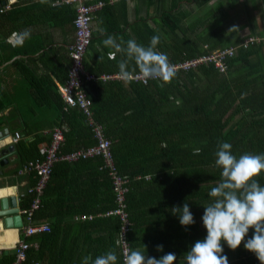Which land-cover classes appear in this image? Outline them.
Masks as SVG:
<instances>
[{"label": "trees", "instance_id": "16d2710c", "mask_svg": "<svg viewBox=\"0 0 264 264\" xmlns=\"http://www.w3.org/2000/svg\"><path fill=\"white\" fill-rule=\"evenodd\" d=\"M5 1L11 8L0 12V65L16 55H29L46 47L43 40L35 43L33 37L22 47H14L7 42L14 33L27 29L33 35L36 26L41 24L74 32L75 8L70 4H51L49 0L43 3L41 0ZM102 1L104 6L92 19L97 28L92 31L83 59L85 69L98 78L86 82L84 91L91 99L92 118L102 125L105 136L111 140L118 172L128 178L125 201L132 222L129 245L131 249L141 251L143 234L146 238L149 234L146 243L150 248L154 249L156 244L164 246L163 252L154 250L155 258L173 252L177 255L174 264H186L185 253L196 240L207 235L201 219L204 206L212 202L208 193L222 179L221 169L215 164L218 143H230L237 157L244 153H264V42L243 46L248 35L264 36V29L257 26L252 14L258 0L243 2L244 24L242 28L229 30L228 36L223 25L215 22L222 16H229L225 9L209 10L191 18V12L180 7V3L197 0H131L132 19L128 17L129 1ZM2 2L0 0V6L4 5ZM238 2L230 0L229 6L234 7ZM208 14L212 19L206 17ZM245 26L249 27V34L240 36L238 32ZM231 33L238 35L231 36ZM108 35L116 38L118 43L121 39L125 42L135 39L145 46L149 45L152 36L158 35L157 50L165 53L171 64L230 46L235 48L236 54L228 60L224 72L213 64H201L188 71L177 70L171 83L153 79L146 84L135 80L131 83L119 79L102 80L99 78L102 74L118 73V62L124 58L115 49L104 46L103 40ZM110 54L115 59L110 58ZM22 58L0 68V75L3 71L10 75L14 69L36 105L54 104L58 115L51 123L53 127H61L64 135L59 153H70L95 144L83 112L78 108L65 110L55 82L47 76L38 77ZM69 65L70 62L59 80L61 83L67 78ZM2 81L0 76V113L14 104L12 94L1 86ZM29 111L33 116V108ZM12 113L21 115L22 112L14 107L7 113L13 132L22 133L21 139L14 144L18 173L29 161L42 157L41 148L49 143L51 134L38 131L26 120L23 124H12ZM196 148L200 149L198 155L193 154ZM62 165L73 166L74 170L85 168L88 174L84 180H79V186L71 187L66 178L54 180L55 170ZM102 165L100 156L60 160L53 165L40 206L32 212L31 218L32 223H49L50 230L27 237L20 234L29 243L26 264H70L64 261L67 258L64 246L70 247L71 251L75 245L74 241H66L69 225L82 235L78 245L82 258L78 264H82L85 256L94 259L108 251H114L117 264L121 263V250L117 244L120 221L118 217L106 214L117 206L116 195L108 169ZM28 175L32 188L37 178L33 172ZM77 179L71 181L76 184ZM258 179L264 185V172ZM67 191L86 198L85 205L76 207L74 213L87 214V218L92 214L91 220L86 218L68 224L60 219L62 198ZM34 196L27 190L20 198L21 209L29 208ZM147 197L151 198L149 210L139 203ZM184 203L189 204L195 219V224L187 228L171 212L174 206L182 207ZM24 224L26 226L27 222ZM253 231L249 230L246 239L251 238ZM223 246L229 264H261L253 252L243 247V242L236 250L229 249L226 243ZM150 253L145 255L152 257ZM14 258L11 250L3 249L0 264H12Z\"/></svg>", "mask_w": 264, "mask_h": 264}, {"label": "clouds", "instance_id": "9594fccd", "mask_svg": "<svg viewBox=\"0 0 264 264\" xmlns=\"http://www.w3.org/2000/svg\"><path fill=\"white\" fill-rule=\"evenodd\" d=\"M43 3L44 0H41ZM31 38L29 30L14 33L11 43L22 47ZM160 37L154 35L148 46L138 44L135 39L118 43L116 38L108 35L103 40L105 47L115 49L123 55L118 62V77L125 83L135 81L147 82L150 79L171 83L176 76V68L169 62L167 55L157 50ZM110 58L115 59V56ZM138 69V71H137ZM200 149L193 151L198 155ZM215 164L221 169V181L211 188L208 195L212 202L204 206L203 226L207 235L198 239L185 253L186 264H229L224 255V243L231 250L241 246L253 252L264 264V185L259 182L264 172V153H244L237 157L232 152V145L220 142L215 152ZM173 215L179 218L182 226L195 224L193 213L188 203L174 206ZM253 229L251 238L246 236ZM145 246V245H144ZM163 245H156L158 252H163ZM146 248V246H145ZM118 257L114 251L105 252L94 259L85 256L82 264H117ZM177 255L168 252L159 259L144 252L129 248L124 253L123 264H174Z\"/></svg>", "mask_w": 264, "mask_h": 264}, {"label": "crops", "instance_id": "0c3cea01", "mask_svg": "<svg viewBox=\"0 0 264 264\" xmlns=\"http://www.w3.org/2000/svg\"><path fill=\"white\" fill-rule=\"evenodd\" d=\"M51 4H58L63 3V0H49ZM99 1V0H98ZM116 1V0H115ZM128 3V17L129 19L133 18V3H131V0ZM249 0H239L238 8L239 10H236L235 16L230 14V9H234V7H230L229 3L230 0H208L203 2V0H197L192 1L190 3H180V7L184 8L188 12H191V18H195L198 15H202L205 12H209V10H215L219 11L221 9H225L229 16H222L217 21H215L218 25L222 24L223 29L227 31L225 33L226 36L229 35V30H234L236 28H242V25L244 24L246 14H245V3ZM3 2H6L3 0ZM94 3V2H91ZM90 3V4H91ZM3 4V3H2ZM6 4V3H4ZM228 4V5H227ZM236 4V5H237ZM74 8V4H70ZM101 9V8H100ZM98 11V10H97ZM95 11V13L97 12ZM258 13L254 12L252 13L253 16L256 19L257 26L259 28L264 27V2L261 0L256 1V10ZM94 13V16H95ZM205 17V16H203ZM210 19H212L209 14L208 16ZM208 20V19H207ZM209 21V20H208ZM258 21V22H257ZM53 26L48 24H41L39 26H36L34 29L35 32L31 37L35 38V43L40 42V40H43L46 43V47H44L41 50H37L34 53H31L29 55H16L8 62L1 64L0 68H3L7 63L12 62L14 59H23V63H25L28 68L33 70L35 74L39 76H47L51 78L55 84L58 85L61 84L59 81L62 75H64V72H66L68 68V63L70 62L68 53V46L73 42L74 40V32L72 29H69L70 32L67 31L68 28L60 29L59 26H56L52 28ZM97 28L95 22H92V31ZM247 27H243V30ZM75 31V28H74ZM231 36H236L238 33H231ZM41 37V38H40ZM13 39L12 36H10L7 39V42L11 43V40ZM34 43V44H35ZM13 46V45H12ZM111 56V54H110ZM68 72V71H67ZM3 79L1 82V86L3 88H6L11 94L14 104H12L11 107H8L3 113H0V131L4 130L5 128H8L10 131V137L14 135L16 131L13 132L11 128V123H9V118L7 117L8 110L10 108H18L21 110V115H18L17 113H12V124H23L24 120L28 122L30 125H35L36 129L38 131H42L44 134H51L53 130L52 121L57 117L58 111L56 107L49 104L44 105H36L33 100H24L23 99V91L24 88H21L20 85H23L22 80L18 73L12 69V73L9 75L8 71H3L0 75ZM10 76V77H9ZM27 89V88H26ZM25 92V91H24ZM29 95V93H28ZM30 97V95H29ZM31 98V97H30ZM29 108H33L34 115L32 116L31 111H29ZM72 109V108H70ZM43 125V126H41ZM51 126V127H50ZM41 128H43L41 130ZM21 134L20 131H18ZM1 135V133H0ZM20 137V139H21ZM2 138V136H1ZM10 139L7 138L5 141H7L8 144H15L11 143L9 141ZM7 146V145H6ZM4 146V147H6ZM45 146V144L43 145ZM42 146V147H43ZM18 157L15 152V146L13 150H9L7 154L1 157L2 164L0 166V198H8L9 196L15 195L17 197V203L20 210V198L21 196L29 190L30 180L31 176L28 175L27 172H21V170L16 173V167L18 166ZM88 174V171L85 170V168L77 167L76 170L73 169V166H59L55 170V176L54 180H65L67 179L66 183H71V187L79 186V180H84L85 175ZM79 178L76 180V184L74 181H71L72 179ZM98 180V179H97ZM95 184V180H94ZM95 186V185H94ZM67 188L68 185H67ZM150 197L144 198V200H139L140 204L143 206V209L149 210L150 209ZM156 199V198H155ZM142 201V202H141ZM62 213H60L61 216L60 219L62 221L68 222L70 224L71 222H77L78 220H86L81 218V215L79 213H74L76 210V207H81V205H85L86 198L79 194H68V191L66 192V196L62 198ZM88 203V202H87ZM89 207V206H87ZM20 215V221L21 226L16 227L15 225L11 226L12 222L10 220V225H5L4 223V217L0 218V248L6 249V250H13V247L15 246L17 240L20 238V234L23 231L24 223H25V217L24 215L19 212ZM87 215V214H84ZM93 217L92 214H88V220H91ZM67 224V225H68ZM74 228L69 225L67 228V231L70 232L69 235H67L68 238H66V241H74L73 249L70 251V247L64 246V249H66V256L64 261L70 264H78V262L82 258V250L80 249V243L82 242V235L78 232V229L73 230ZM149 234H147V238L145 233L143 234L142 241L140 242V249L144 253H150L152 257H154L156 250V245L153 248H150L148 246ZM147 242V243H146ZM79 245V246H78ZM146 248H145V246ZM41 264V262H40ZM49 264V263H47Z\"/></svg>", "mask_w": 264, "mask_h": 264}, {"label": "built area", "instance_id": "2783aa9c", "mask_svg": "<svg viewBox=\"0 0 264 264\" xmlns=\"http://www.w3.org/2000/svg\"><path fill=\"white\" fill-rule=\"evenodd\" d=\"M114 2L115 0H109ZM66 4H74L75 17L74 24V40L68 46V55L70 58V65L66 80L58 85L59 92L65 104V110L70 108H78L87 117L88 123L91 126L93 136L96 143L70 153L60 154L59 149L64 140L63 129L55 126L51 132L49 143L41 148L42 157L29 161L23 166L21 172H33L37 178L34 186L29 188V192L34 193V199L29 208L20 210L27 222L23 228L24 237L31 236L35 233L45 232L50 230L49 223H32V212L38 209L41 203L43 190L50 177L53 165L60 160L75 161L80 158H88L93 156H100L103 161V167L108 169V173L112 180V188L116 195L117 206L109 210L106 214L113 215L119 218L120 229L117 237V244L121 250V263L123 264L124 253L130 248L128 241V233L132 225L127 212V205L125 196L128 191V178L121 175L114 163L113 154L111 151V140L104 134L101 124L94 121L92 118L91 99L84 91V84L88 81L95 80L98 77L88 72L85 69L83 59L85 52L91 42L92 38V19L95 11L102 8L104 1L99 0L94 3H86L85 0H63ZM10 4L0 6V12L10 9ZM13 37V35H12ZM264 42V36L248 35L243 41V46L247 47L249 44ZM236 54L234 47H225L215 49L207 54L199 55L191 59H186L182 62L172 64L176 71L181 69L188 71L201 64H213L220 72H224L228 67V60ZM99 78L102 80L119 79L118 73L102 74ZM120 80V79H119ZM154 80V79H153ZM148 82V81H147ZM147 82H142L146 84ZM21 137V134L16 131L10 137L11 143H16ZM145 178H148L146 176ZM81 218H87L86 215H81ZM29 243L20 237L12 252L14 253V262L12 264H26V251ZM2 249L0 248V254ZM38 264V263H36Z\"/></svg>", "mask_w": 264, "mask_h": 264}, {"label": "water", "instance_id": "95a60500", "mask_svg": "<svg viewBox=\"0 0 264 264\" xmlns=\"http://www.w3.org/2000/svg\"><path fill=\"white\" fill-rule=\"evenodd\" d=\"M3 4L5 2H2ZM0 166L2 164L1 157L7 154L9 150L14 149L13 144H8L5 139H10V131L8 128L0 131ZM2 136V138H1ZM10 141V140H9ZM7 145V146H6ZM6 146V147H4ZM19 207L17 203V197L15 195L9 196L8 198H0V218L4 217L5 225H10V220L13 221L11 226L15 225L16 227L21 226Z\"/></svg>", "mask_w": 264, "mask_h": 264}, {"label": "rangeland", "instance_id": "374dc122", "mask_svg": "<svg viewBox=\"0 0 264 264\" xmlns=\"http://www.w3.org/2000/svg\"><path fill=\"white\" fill-rule=\"evenodd\" d=\"M196 2V1H195ZM228 5V4H227ZM236 7L234 8V9H230V14L231 15H233V16H235V12H237L236 10H239V6H238V4L237 5H235ZM256 9H254L253 11H252V13H254V12H256V13H258L257 11H255ZM256 20V19H255ZM258 22V21H257ZM245 27H247V28H245L244 30L243 29H240V31L238 32L239 33V35L240 36H246L247 34H249V27L248 26H245ZM261 30L262 29H264V27H261L260 28ZM24 86H25V84H23V85H20V87L21 88H24ZM26 87V86H25ZM7 91V90H6ZM25 91V92H24ZM24 91H23V99L24 100H32L30 97H29V95H28V91H27V89L26 88H24Z\"/></svg>", "mask_w": 264, "mask_h": 264}]
</instances>
